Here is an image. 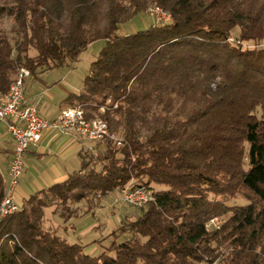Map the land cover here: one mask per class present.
I'll return each instance as SVG.
<instances>
[{
    "label": "trees",
    "instance_id": "obj_1",
    "mask_svg": "<svg viewBox=\"0 0 264 264\" xmlns=\"http://www.w3.org/2000/svg\"><path fill=\"white\" fill-rule=\"evenodd\" d=\"M153 2L169 21L120 32ZM99 39L68 98L122 145L98 142L101 168L86 150L80 169L0 218V264H264V0H0V94L21 67L38 76ZM130 183L154 198L102 252L44 226L56 202ZM5 189L0 172V202Z\"/></svg>",
    "mask_w": 264,
    "mask_h": 264
},
{
    "label": "built area",
    "instance_id": "obj_2",
    "mask_svg": "<svg viewBox=\"0 0 264 264\" xmlns=\"http://www.w3.org/2000/svg\"><path fill=\"white\" fill-rule=\"evenodd\" d=\"M147 13L156 23L167 22L171 18V15L159 11L155 6L148 7ZM30 75L28 68L21 67L8 92L0 94V121L5 124L13 140L8 184L0 202V218L20 209L15 201V191L26 170V154L32 145L41 140L44 131L57 129L65 134L77 133L92 142L111 138L117 145H122L120 138L110 134L105 119L99 116L88 117L85 108L80 104L61 109L54 119L41 117L38 107L29 103L25 96V79ZM122 195L126 203L136 208L146 206L154 198L152 190L145 186L133 187L131 183L122 188ZM207 226L219 228L220 221L213 218Z\"/></svg>",
    "mask_w": 264,
    "mask_h": 264
},
{
    "label": "crops",
    "instance_id": "obj_3",
    "mask_svg": "<svg viewBox=\"0 0 264 264\" xmlns=\"http://www.w3.org/2000/svg\"><path fill=\"white\" fill-rule=\"evenodd\" d=\"M69 73H65L62 79L63 82H47L42 78V74L38 76L30 75L25 79L26 99L29 103L38 107L41 117L46 119L56 118L61 109L72 105V99L68 97L72 94H79L81 91L84 79H82V83H72L71 80L67 79L69 77L66 78V75L71 74ZM64 78L66 79L64 80ZM97 144L98 142L89 141L77 133L65 134L57 129L44 131L41 140L32 145L26 154V170L15 191L16 203L22 207L24 201L31 194L67 179L69 174L80 169L82 153L95 148L94 146ZM12 153V137L5 124L0 121V172L6 181V187ZM83 215H86V213ZM82 216L75 217V219ZM125 217L126 213H118L119 221H122ZM97 229L101 231L103 227L101 228V224L92 223L82 229L80 233L85 236ZM91 242H96V239L81 243L89 246ZM96 252V247L88 251L90 254H97Z\"/></svg>",
    "mask_w": 264,
    "mask_h": 264
},
{
    "label": "rangeland",
    "instance_id": "obj_4",
    "mask_svg": "<svg viewBox=\"0 0 264 264\" xmlns=\"http://www.w3.org/2000/svg\"><path fill=\"white\" fill-rule=\"evenodd\" d=\"M155 2L150 3L149 7H158ZM152 5V6H150ZM161 8V7H160ZM162 9V8H161ZM165 11V10H164ZM171 19V18H170ZM169 19V20H170ZM153 23V19L148 15L147 9L143 13L137 14L132 20L121 24L120 32L132 33L134 31L144 29ZM240 30L238 27L234 28L231 33L229 40L233 41L239 34ZM105 45V40L99 39L92 42L80 55L78 61L71 63L68 62L61 67L54 68L42 73V78L47 82L53 83L56 81H62L65 73H69L66 78L71 80L72 83H82V79L85 78L86 74L89 72L90 65L99 55L101 49ZM257 44L252 41L243 42V46L246 48H253ZM64 78V80L66 79ZM103 112V110H101ZM87 154V152H86ZM93 155V156H92ZM92 156V157H91ZM97 149L92 148L90 152L85 156L86 161H90V166H95L96 168H101V164L98 162ZM92 159V160H91ZM155 190L164 188L163 186L153 185ZM244 204L245 199L235 198L231 200L230 204ZM120 210V211H119ZM126 213L125 220L134 218L135 215L139 214L140 209L136 208L125 202L122 195V189L114 191L108 195L100 196L96 194L95 199L92 198L88 200H82L79 203H73L68 201L67 203L56 202L54 205L45 208V222L44 226L53 229H57V233L66 238L69 242H91L89 246H86V251L88 252L93 247L97 248V254L106 249L112 240L114 239L115 230L122 224V221L118 220V213ZM86 213V215H83ZM64 215V216H62ZM82 216L75 219V217ZM74 217L72 220L70 218ZM71 221H70V220ZM222 219V218H221ZM221 222V220L219 219ZM92 223L101 224L100 229L90 232L88 235L83 236L80 231ZM74 225V227L72 226ZM115 225V227H113ZM210 228V227H209ZM121 241V238H119ZM99 244V245H98ZM86 245V244H85Z\"/></svg>",
    "mask_w": 264,
    "mask_h": 264
},
{
    "label": "bare ground",
    "instance_id": "obj_5",
    "mask_svg": "<svg viewBox=\"0 0 264 264\" xmlns=\"http://www.w3.org/2000/svg\"><path fill=\"white\" fill-rule=\"evenodd\" d=\"M158 10L161 11V12H163L160 8H158ZM163 13H165V12H163ZM168 15H169V14H168Z\"/></svg>",
    "mask_w": 264,
    "mask_h": 264
}]
</instances>
